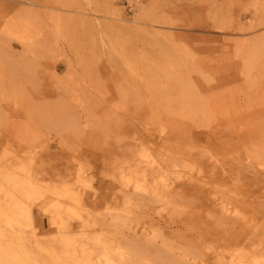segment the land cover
I'll list each match as a JSON object with an SVG mask.
<instances>
[{
    "label": "rangeland",
    "instance_id": "1",
    "mask_svg": "<svg viewBox=\"0 0 264 264\" xmlns=\"http://www.w3.org/2000/svg\"><path fill=\"white\" fill-rule=\"evenodd\" d=\"M0 209V264H264V0H0Z\"/></svg>",
    "mask_w": 264,
    "mask_h": 264
},
{
    "label": "bare ground",
    "instance_id": "2",
    "mask_svg": "<svg viewBox=\"0 0 264 264\" xmlns=\"http://www.w3.org/2000/svg\"><path fill=\"white\" fill-rule=\"evenodd\" d=\"M14 205H15V204H14ZM8 206H9V205H8ZM3 207H4V206H2V208H3ZM5 207H6V205H5ZM12 207H15V206H12ZM3 209H4V208H3ZM0 210H1V209H0ZM0 212H1V211H0ZM4 212H6V210H5ZM12 212H13V211H12ZM6 213H10V212H6ZM1 214H2V213H0V215H1ZM11 214H12V213H11ZM13 214H14V213H13ZM8 215H9V214H8ZM1 217H3V216H1ZM1 217H0V218H1ZM8 217H9V216H8ZM12 218H14V216H13ZM2 219H3V218H2ZM10 220H11V219H10ZM14 220H15V219H14ZM0 221H1V220H0ZM3 221H5V217H4V219L2 220V222H3ZM8 221H9V220H8ZM5 222H7V221H5ZM5 222H4V223H5ZM10 222H11V221H9V223H10ZM17 223H18V222H17ZM4 225H5V224H4ZM10 225H11V224H10ZM13 225H14V223H13ZM13 225H12V226H13ZM16 225H17V224H16ZM8 228H11V227H8ZM16 228H18V227H16ZM1 229H3V228H1ZM9 230H10V229H9ZM10 231H11V230H10ZM10 231H9V232H10ZM1 233H2V232H1ZM11 233H12V232H11ZM7 234H8V233H6V235H7ZM1 235H2V234H1ZM3 235H5V234H3ZM0 241H1V240H0ZM8 241H9V240H6V241H5V243H4L5 247H9V246H6V242H8ZM1 242H4V241H1ZM1 242H0V243H1ZM9 242H11V240H10ZM9 242H8V243H9ZM2 244H3V243H2ZM2 244H1V245H2ZM9 244H10V243H9ZM9 244H8V245H9ZM10 246H11V245H10ZM12 246H13V245H12ZM3 247H4V246H3ZM10 248H11V247H10ZM3 249H6V248H3ZM9 250H10V249H9ZM3 251H4V250H2V252H3ZM6 251H7V249H6ZM0 252H1V251H0Z\"/></svg>",
    "mask_w": 264,
    "mask_h": 264
}]
</instances>
